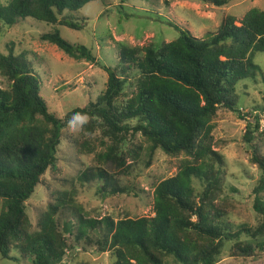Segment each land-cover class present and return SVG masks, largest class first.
<instances>
[{"label":"trees","instance_id":"trees-1","mask_svg":"<svg viewBox=\"0 0 264 264\" xmlns=\"http://www.w3.org/2000/svg\"><path fill=\"white\" fill-rule=\"evenodd\" d=\"M93 1L10 0L0 4V28L27 18L52 24L55 29L42 34L43 40L108 73L107 87L96 101L74 107L61 118L50 111L41 76L29 54L14 47L0 54V74L5 79L0 84L1 256L19 260L12 255L17 251L33 264H61L72 248L70 236H74L77 241L87 238L88 244H97L101 253L110 251L113 264H218L228 242H233L232 257L259 258L264 254V154L256 143L264 140V129L255 134L261 129L260 117L247 126L244 136L246 143H253L252 161L261 170L254 190V209L259 215L254 227L243 225L234 232L224 220L231 206L223 198L225 160L213 140L214 120L221 109L242 114L238 85L256 77L260 68L254 57L264 52V10L254 7L241 20L230 14L216 33L204 38L178 28L180 36L158 48L123 45L118 65L107 66L91 48L68 41L59 29H82L66 13L80 11ZM202 1L219 7L230 3ZM259 109L264 112V106ZM75 112L89 117L75 142L78 153L95 154L102 165L124 166L127 144L138 134L150 144L152 154L161 149L189 157L176 175L156 185L155 216L117 221L108 217L105 222L87 219L75 193L62 192L33 229L26 202L49 171H60L57 152L62 132ZM97 130L109 141L98 140ZM95 178L102 182L100 193L107 192L115 180L102 168L80 176L84 183ZM109 192L138 195L119 185ZM66 211L79 216L83 223L79 230L69 228L71 220L62 228L59 214ZM98 223L105 228V236L93 240L83 227L96 230Z\"/></svg>","mask_w":264,"mask_h":264},{"label":"rangeland","instance_id":"rangeland-1","mask_svg":"<svg viewBox=\"0 0 264 264\" xmlns=\"http://www.w3.org/2000/svg\"><path fill=\"white\" fill-rule=\"evenodd\" d=\"M9 1L0 0V4ZM254 7L264 10V0H230L223 7L202 0H96L80 11L66 13L67 18L78 22L82 29L75 30L67 26L59 29L68 41L91 48L102 64L116 66L123 45H154L158 48L178 38V28L204 38L209 33H216L226 16L235 15L241 20ZM54 29L52 24L32 18L20 20L10 28L1 27L0 54L8 53L10 47L29 54L36 72L41 76L42 92L48 100L50 111L62 118L74 107H83L96 101L107 87L108 73L100 65L70 57L57 45L42 39V34ZM254 62L260 66L256 77L245 79L238 85V104L242 114L223 108L214 120L216 129L213 145L225 160L223 198H228L231 205L224 220L234 232L243 225L254 227L259 222V215L254 209V190L261 178V170L252 161L253 143H246L244 136L247 126L257 122V116L260 120L264 118V112L259 109L264 106V52H257ZM0 84H5L1 74ZM81 131L82 127L73 129L70 126L63 130L57 152L60 171L56 174L49 171L44 176L43 184L26 202L33 229H37L49 205L56 202L62 192L75 193V199L87 219H104L105 222L108 217L117 221L124 217L155 216L156 185L176 175L189 157L185 153L167 154L161 149L152 154L150 144L138 134L127 144L128 154L125 155L124 166L102 165L95 154L78 153L75 142L80 138ZM94 136L98 140L109 141L100 130ZM256 143L264 154V140L257 139ZM99 168L115 179L105 193L98 191L102 185L99 179H92L88 183L80 180L84 171L93 172ZM116 185L136 191L138 195L110 193ZM2 207L0 199V211ZM69 220V228L79 230L83 226L79 216L68 211L59 214L62 228ZM83 230L93 240L105 236V228L103 230V225L99 223L96 230L85 224ZM70 243L72 248L61 264H113L115 261L110 251L101 253L97 244L87 243V238L77 241L74 236H70ZM232 246L233 242L226 243L218 264H264V254L259 258L232 257ZM12 255L18 256L19 260L5 259L0 254V264H33L17 251Z\"/></svg>","mask_w":264,"mask_h":264},{"label":"clouds","instance_id":"clouds-1","mask_svg":"<svg viewBox=\"0 0 264 264\" xmlns=\"http://www.w3.org/2000/svg\"><path fill=\"white\" fill-rule=\"evenodd\" d=\"M88 122V117L86 114H83V113H79V112H75L73 113L67 123L68 125L73 128V129H76V128H79V127H82L84 126L86 123Z\"/></svg>","mask_w":264,"mask_h":264},{"label":"built area","instance_id":"built-area-1","mask_svg":"<svg viewBox=\"0 0 264 264\" xmlns=\"http://www.w3.org/2000/svg\"><path fill=\"white\" fill-rule=\"evenodd\" d=\"M260 122H261V129H263V128H264V118H262V119L260 120Z\"/></svg>","mask_w":264,"mask_h":264}]
</instances>
